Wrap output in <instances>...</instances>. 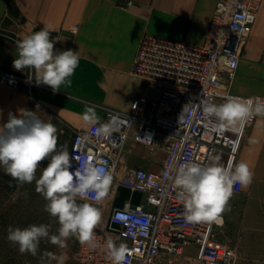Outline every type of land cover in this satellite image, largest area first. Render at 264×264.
<instances>
[{
	"label": "crops",
	"instance_id": "obj_1",
	"mask_svg": "<svg viewBox=\"0 0 264 264\" xmlns=\"http://www.w3.org/2000/svg\"><path fill=\"white\" fill-rule=\"evenodd\" d=\"M216 1L0 0V72L29 79L28 69L13 68L15 42L41 29H47L56 40L55 51L71 49L79 55L78 66L68 78L70 83L62 84L56 92L46 85L37 86L34 78L30 87L25 81L17 88L0 85V124L7 122L10 112L18 115L21 109L38 108L39 118L56 126L58 147L66 146L69 151L74 132L90 126L83 121L87 107L101 119L105 109L128 112L131 102L142 93L143 81L131 73L142 37L202 46ZM230 93L242 98L264 97V0L242 47ZM146 95L154 98L157 94ZM135 133L133 126L122 150L124 167L159 173L165 156L162 144L151 149L134 141ZM213 157H219L223 164L228 162L224 153ZM240 161L254 172L253 182L247 190L233 194L229 210L222 214L218 235L236 249L235 264H264V118H255L245 128L233 160ZM46 164L43 162L37 176ZM242 194L244 203L238 204L235 199ZM117 195L118 191L110 205ZM196 250L190 246L186 253L196 254Z\"/></svg>",
	"mask_w": 264,
	"mask_h": 264
},
{
	"label": "built area",
	"instance_id": "obj_2",
	"mask_svg": "<svg viewBox=\"0 0 264 264\" xmlns=\"http://www.w3.org/2000/svg\"><path fill=\"white\" fill-rule=\"evenodd\" d=\"M260 1L217 0L207 39L199 47L143 36L131 69L132 76L144 83L142 93L131 102L128 112L105 109L100 119L109 123L116 118V130L110 137L99 139L93 135V125L74 132L69 154L104 160L112 173V183L97 205L99 209L112 185L113 195L119 188L141 195L138 204L127 200L121 207H111L103 217L102 226L95 229L101 247L89 249L73 238L78 264H111L105 258L104 242L108 237L117 244L126 243L129 251L125 264H235L236 249L219 238L221 224L185 222L178 190L167 174L188 160L204 164L218 152L227 155L228 161L238 155L245 128L255 118L241 131L219 133L211 130L199 111L190 124H179V115L185 104H199L201 99L220 104L232 95L230 84ZM22 81L30 87L29 79L0 72V85L17 88ZM147 92L157 95L149 98ZM133 126L134 141L151 149L162 144L165 156L159 173L120 166ZM240 192L238 187L234 189V194ZM190 246H195L196 254L186 253Z\"/></svg>",
	"mask_w": 264,
	"mask_h": 264
},
{
	"label": "clouds",
	"instance_id": "obj_3",
	"mask_svg": "<svg viewBox=\"0 0 264 264\" xmlns=\"http://www.w3.org/2000/svg\"><path fill=\"white\" fill-rule=\"evenodd\" d=\"M15 43L17 56L13 68L28 69L29 80L34 78L37 86L46 85L56 92L62 84L70 83L68 78L79 63L78 52L55 51L56 40L47 29L35 31ZM37 110L21 109L18 115L10 112L7 122L0 124V167L17 185L35 181V191L46 201L44 210L59 227L54 234L49 224H32L23 229L9 227L7 239L18 246L20 254L34 257L42 240L62 250L70 238H75L82 246L95 250L101 247L95 233L102 220L97 205L105 198L112 173L104 160H93L90 155L71 156L66 146L58 147L56 126L40 119ZM196 111L212 131L237 132L249 120L264 118V98L228 95L220 104L201 99L199 104L184 105L179 124H190ZM83 121L94 126L93 135L97 139L110 137L118 127L116 118L109 123L101 122L90 106L83 113ZM45 161L47 164L37 178V170ZM253 177L254 172L246 162L229 160L223 164L219 157H211L204 164L188 160L167 174L178 190L177 198L183 204V219L187 223H222V214L229 210L234 189L247 190ZM9 186H13L11 181ZM17 198L14 193L12 201ZM104 247L105 258L111 264H125L129 251L126 243L117 244L108 237ZM65 260L63 253L44 252L41 256V264L53 261L64 264Z\"/></svg>",
	"mask_w": 264,
	"mask_h": 264
},
{
	"label": "rangeland",
	"instance_id": "obj_4",
	"mask_svg": "<svg viewBox=\"0 0 264 264\" xmlns=\"http://www.w3.org/2000/svg\"><path fill=\"white\" fill-rule=\"evenodd\" d=\"M124 163L125 161L120 157V166L124 167ZM117 176H119V172L115 179H117ZM10 181L13 185L12 187L9 186ZM14 193L18 194L15 202L12 201ZM112 198L113 193H109L107 200L100 206L102 213V220L98 225L100 227L103 224V217L111 207L115 206L114 204L110 205ZM235 200L238 201V204H243L244 194L237 196ZM45 204L44 198L35 191V181L31 184L17 185L16 181L11 180V177L4 173L3 167H0V264H41V256L44 252H51L57 255L63 253L66 256L64 264H78L73 238H70L66 242L67 246L62 250L52 245L49 241L42 240L39 245L38 254L35 257L28 253L20 254L18 246L8 241L9 227L23 229L32 224H49L51 226V234L56 233L59 225L44 210ZM235 226L243 228V225ZM53 264H56V262L53 261Z\"/></svg>",
	"mask_w": 264,
	"mask_h": 264
},
{
	"label": "trees",
	"instance_id": "obj_5",
	"mask_svg": "<svg viewBox=\"0 0 264 264\" xmlns=\"http://www.w3.org/2000/svg\"><path fill=\"white\" fill-rule=\"evenodd\" d=\"M140 196L141 195L139 193H130V191L127 189L119 188L118 195L114 202V207H121L126 200H130L132 204H138Z\"/></svg>",
	"mask_w": 264,
	"mask_h": 264
},
{
	"label": "bare ground",
	"instance_id": "obj_6",
	"mask_svg": "<svg viewBox=\"0 0 264 264\" xmlns=\"http://www.w3.org/2000/svg\"><path fill=\"white\" fill-rule=\"evenodd\" d=\"M111 192H114V186L112 185V187L110 188V193ZM219 224H222V223H219Z\"/></svg>",
	"mask_w": 264,
	"mask_h": 264
}]
</instances>
